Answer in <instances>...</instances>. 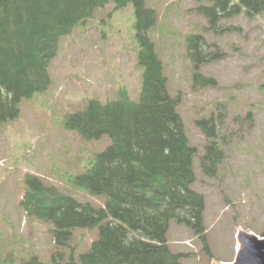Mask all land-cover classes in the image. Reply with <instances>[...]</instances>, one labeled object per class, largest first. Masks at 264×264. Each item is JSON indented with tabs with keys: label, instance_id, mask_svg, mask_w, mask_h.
Instances as JSON below:
<instances>
[{
	"label": "rangeland",
	"instance_id": "1",
	"mask_svg": "<svg viewBox=\"0 0 264 264\" xmlns=\"http://www.w3.org/2000/svg\"><path fill=\"white\" fill-rule=\"evenodd\" d=\"M145 4L156 10L157 22L149 35L164 63L170 93L181 97L178 111L190 145L197 149L192 188L205 199L211 255L188 227L175 222L168 243L172 252L185 254L183 264H230L236 257L237 233L264 234V14L224 19L214 33L206 31V18L195 11L199 0ZM135 21L133 4L118 10L113 3L98 8L60 41L50 87L23 99L19 116L0 124L2 264H34L36 259L54 264L53 256L59 259L58 253L64 252L68 259L72 251L56 244L52 224L30 218L21 209L27 174L81 203L105 205L103 197L90 195L77 179L92 168L111 139L88 141L68 129L67 121L91 99L106 103L126 90L131 100H139L142 69L137 66ZM190 34L204 35L209 51L223 54L199 67L202 75L216 80L215 86L193 87L195 65L186 50ZM202 118L215 120L225 153L215 177L205 175L200 164L208 143L196 124ZM98 237V227L75 230L70 243L75 257Z\"/></svg>",
	"mask_w": 264,
	"mask_h": 264
},
{
	"label": "trees",
	"instance_id": "2",
	"mask_svg": "<svg viewBox=\"0 0 264 264\" xmlns=\"http://www.w3.org/2000/svg\"><path fill=\"white\" fill-rule=\"evenodd\" d=\"M199 2L196 11L206 18V31L214 33H219L224 19L243 12L249 17L264 14V0ZM111 3L115 10L134 6L137 66L142 69L139 100H131L126 90L106 103L91 99L67 121L68 129L88 141L111 139L92 168L77 179L90 195L103 197L105 206L81 203L31 174L26 175L20 206L30 218L53 225L59 247L72 249L68 259L64 252L58 253L59 259L53 256L54 264H183L185 254L172 252L168 243L171 222L188 227L211 255L205 199L192 188L197 149L190 145L178 111L181 97L170 93L164 63L149 35L157 13L145 0H0V124L19 116L23 99L50 87L51 65L62 38ZM209 49L204 35L187 37V55L195 65L194 87L216 85L214 78L199 72L201 65L223 57L219 50ZM196 124L208 139L201 168L215 177L225 156L216 122L202 118ZM96 227L98 239L75 257L70 244L74 231ZM34 264L48 263L36 259Z\"/></svg>",
	"mask_w": 264,
	"mask_h": 264
},
{
	"label": "water",
	"instance_id": "3",
	"mask_svg": "<svg viewBox=\"0 0 264 264\" xmlns=\"http://www.w3.org/2000/svg\"><path fill=\"white\" fill-rule=\"evenodd\" d=\"M240 248L232 264H264V238L239 232Z\"/></svg>",
	"mask_w": 264,
	"mask_h": 264
},
{
	"label": "bare ground",
	"instance_id": "4",
	"mask_svg": "<svg viewBox=\"0 0 264 264\" xmlns=\"http://www.w3.org/2000/svg\"><path fill=\"white\" fill-rule=\"evenodd\" d=\"M237 248H240V243L238 244Z\"/></svg>",
	"mask_w": 264,
	"mask_h": 264
}]
</instances>
